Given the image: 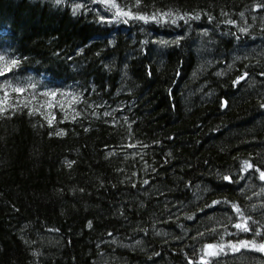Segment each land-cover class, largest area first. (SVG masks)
<instances>
[{"label":"trees","instance_id":"1","mask_svg":"<svg viewBox=\"0 0 264 264\" xmlns=\"http://www.w3.org/2000/svg\"><path fill=\"white\" fill-rule=\"evenodd\" d=\"M0 108V264H264V0H0Z\"/></svg>","mask_w":264,"mask_h":264},{"label":"snow or ice","instance_id":"2","mask_svg":"<svg viewBox=\"0 0 264 264\" xmlns=\"http://www.w3.org/2000/svg\"><path fill=\"white\" fill-rule=\"evenodd\" d=\"M137 2H139V0H137ZM121 15H123V16H130L131 15V13L130 12H124V11H120L119 9L117 10V16H121ZM165 15H171V13H167V14H165ZM137 19H141V20H148V19H152V20H156V19H158V17L157 16H152V17H145V16H139V17H136ZM182 18V17H181ZM199 17H197V19H198ZM126 22V21H125ZM3 111V109L2 108H0V112H2ZM49 123H51V120L49 121ZM61 135L63 134V133H60ZM69 167H71V164H69ZM252 167V165H250V164H248L247 162H245V170H247V169H249V168H251ZM225 179H228V177H225ZM260 179L261 180H264V172H260ZM218 203V202H217ZM233 207H236L235 205H233ZM240 210L237 208V212H239ZM235 227L237 228V229H240V230H242V231H245V232H247V231H249L250 229L248 228V226H247V223L245 222V223H238V224H236L235 225ZM256 235H259V233H256ZM209 249H211V248H213V245H208L207 246ZM229 247H231L233 250H239V247H245V248H247V247H253V248H256L257 247V245L254 243V242H249V241H241V243H240V245L239 246H237V245H229ZM223 249H224V245L223 244H221V245H219V251H223ZM258 250H264V245H260L259 246V248H258ZM209 255H216V253H208Z\"/></svg>","mask_w":264,"mask_h":264},{"label":"rangeland","instance_id":"3","mask_svg":"<svg viewBox=\"0 0 264 264\" xmlns=\"http://www.w3.org/2000/svg\"><path fill=\"white\" fill-rule=\"evenodd\" d=\"M206 248H207V249H206V250H207V251H206L207 253H208V252L211 253V252L216 251L215 245H214L213 248H211V249H209L207 246H206Z\"/></svg>","mask_w":264,"mask_h":264},{"label":"water","instance_id":"4","mask_svg":"<svg viewBox=\"0 0 264 264\" xmlns=\"http://www.w3.org/2000/svg\"><path fill=\"white\" fill-rule=\"evenodd\" d=\"M228 177V176H227ZM229 178V177H228Z\"/></svg>","mask_w":264,"mask_h":264}]
</instances>
